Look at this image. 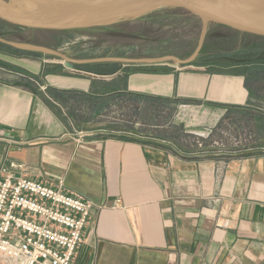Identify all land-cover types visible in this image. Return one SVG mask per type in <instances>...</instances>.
I'll return each mask as SVG.
<instances>
[{
    "label": "crops",
    "instance_id": "crops-1",
    "mask_svg": "<svg viewBox=\"0 0 264 264\" xmlns=\"http://www.w3.org/2000/svg\"><path fill=\"white\" fill-rule=\"evenodd\" d=\"M4 50L0 165H20L14 174L48 185L62 181L93 204L73 264H264V109L253 105L263 97L248 84L258 81L264 65H249L246 78L154 63L128 74L125 87L107 82L100 86L115 90L95 95L96 84L79 77L45 75L51 62L43 56H8ZM40 80L51 90L80 92L94 106L136 100L156 123L144 125L143 117L140 128L84 137L72 129L86 121L57 117L36 95ZM160 100L177 103L171 125L167 119L158 123L168 112L152 107ZM233 116L236 143L209 139L221 128L230 131ZM246 117L257 127L251 130L255 139H246L240 125ZM174 125L195 140L175 139Z\"/></svg>",
    "mask_w": 264,
    "mask_h": 264
},
{
    "label": "rangeland",
    "instance_id": "rangeland-1",
    "mask_svg": "<svg viewBox=\"0 0 264 264\" xmlns=\"http://www.w3.org/2000/svg\"><path fill=\"white\" fill-rule=\"evenodd\" d=\"M0 1L6 5L12 2V0ZM202 33L203 25L200 22L189 20V17L182 12L164 9L150 12L135 20H123L114 25L95 27L67 34L18 29L0 22V40L16 45L42 47L59 54L48 55L7 45L9 48L6 49L8 56H10L9 54L31 58H41L43 56L51 62L45 70V75L79 77L82 80L91 82V84H96V88L92 89L95 95L115 90L112 89L114 87H106L104 89V87L100 86L107 82L109 84L117 81L119 89L125 87L127 75L146 69L144 61L148 60H158L157 63L166 66L193 65L196 68L231 71L243 74L246 78L250 77L249 65L253 57L243 55V53L253 44H260V48H262L264 43L256 38H247L227 28L208 25L206 35L201 44ZM2 44L4 43L0 42V48H3ZM229 54L234 56L227 57ZM60 55L65 56L67 60ZM8 56L6 58L9 60ZM111 60H119V62H112ZM127 61H141L142 63L134 66L131 63H127ZM90 64L100 66L114 64L115 66L109 70L110 73H114L101 76L86 72L84 71L85 69L81 70L80 66ZM226 64H232L231 66L234 67L226 69L228 68ZM216 65H219V67ZM7 67L13 69L10 63H7ZM116 72L118 74H115ZM257 79L258 81L252 80L248 84L258 90L263 97L258 104L253 105L264 109V85L262 84L264 73L258 74ZM23 81L25 87V77ZM38 83L37 88L34 90L38 93L36 95L42 99L44 98L43 100L48 103V107L52 111H55L57 117L71 118L72 120L77 118L78 120L75 121L78 122L77 124L86 121L85 123L83 122L84 124L80 126V129H77L76 124L75 126L73 125L72 129L75 133H82L84 137L87 135L92 136L96 132L133 127L140 128L144 124L143 117L146 123L144 125L156 123L153 118L148 119L147 113L149 111L144 110L141 103L135 102L136 100L133 104L131 100L120 98L117 102L110 103L111 101H109L108 104L101 106L97 104V106H94L93 101L82 99L79 96L80 92L66 94L64 91L47 88L41 80ZM174 108L175 106L168 108L167 116H163L161 122L159 121L158 123H165L164 119H167L171 125V116L174 114ZM74 115H78V117ZM85 115L86 117H84ZM236 119L233 116L229 121L230 131L226 130V127L221 128L215 131L214 135L209 139L221 146L222 144L236 143L240 135ZM252 122V119L246 117L240 124L242 129L246 130V139L248 140L249 138H256L252 131L257 129V127H254L256 125ZM261 125L264 126V123H261ZM172 128L174 130L173 133H178L176 134L178 137L176 136L175 139L181 142L184 140L189 142V140L192 141L196 138L191 136L189 139V135L178 129L177 125L172 126ZM263 135L264 133L262 132L260 136L262 137ZM199 139L197 138V140ZM241 139L243 140L242 137ZM197 142L200 143H197V146H202V141L199 140Z\"/></svg>",
    "mask_w": 264,
    "mask_h": 264
},
{
    "label": "built area",
    "instance_id": "built-area-1",
    "mask_svg": "<svg viewBox=\"0 0 264 264\" xmlns=\"http://www.w3.org/2000/svg\"><path fill=\"white\" fill-rule=\"evenodd\" d=\"M0 165V264H73L93 204L82 196Z\"/></svg>",
    "mask_w": 264,
    "mask_h": 264
},
{
    "label": "water",
    "instance_id": "water-1",
    "mask_svg": "<svg viewBox=\"0 0 264 264\" xmlns=\"http://www.w3.org/2000/svg\"><path fill=\"white\" fill-rule=\"evenodd\" d=\"M54 6L60 15L55 19H35L12 14L0 1V22L19 28L46 31L71 32L117 24L123 20H135L150 12L174 10L194 18L203 25L202 42L208 25H217L234 32L264 38V0H35ZM25 50L58 54L49 49L16 45ZM59 55V54H58ZM63 59L67 58L60 55ZM119 62V60H111ZM158 60L144 61V65ZM160 62V61H159ZM179 62V61H177ZM140 65L141 61H127Z\"/></svg>",
    "mask_w": 264,
    "mask_h": 264
},
{
    "label": "trees",
    "instance_id": "trees-1",
    "mask_svg": "<svg viewBox=\"0 0 264 264\" xmlns=\"http://www.w3.org/2000/svg\"><path fill=\"white\" fill-rule=\"evenodd\" d=\"M189 17V16H188ZM189 20H194V18H191L189 17ZM197 21V20H196ZM211 26H217V25H213L211 24ZM218 27H221V26H218ZM18 29H25V28H19L17 27ZM224 28V27H222ZM81 31H84V30H81ZM71 32H79V31H71ZM67 33H70V32H62V34H67ZM238 33V32H236ZM240 35H243L247 38H256L258 39L259 41H261L262 43H264V38H259V37H254V36H250V35H246V34H241V33H238ZM261 45L260 44H253L250 48L246 49L243 53V55H247V56H250V57H253L251 58V64L250 65H259L260 67H262L264 65V45L262 48H260ZM3 49H5L4 51L6 52V49H9L8 47L4 46L3 45ZM23 53V52H21ZM24 54V53H23ZM234 55H227V57H233ZM236 56V55H235ZM258 58V59H257ZM228 67L231 66L230 64H226ZM115 65L114 64H105V65H93V64H90V65H84V66H80L81 67V70L85 69L84 71L86 72H89V73H93V74H96V75H109V74H113L114 72L110 73V69L112 67H114ZM262 69L264 70V68L262 67ZM264 73V72H263ZM161 103H158L155 104V105H152V107H155V108H159V107H163V108H171L173 106H175L177 103L176 102H173L171 100H160ZM158 111V110H157ZM75 117H78V115H74ZM78 119L76 118H73V121H77ZM238 127H239V124H238Z\"/></svg>",
    "mask_w": 264,
    "mask_h": 264
},
{
    "label": "bare ground",
    "instance_id": "bare-ground-1",
    "mask_svg": "<svg viewBox=\"0 0 264 264\" xmlns=\"http://www.w3.org/2000/svg\"><path fill=\"white\" fill-rule=\"evenodd\" d=\"M5 8L12 14L35 19H55L60 15L54 6L38 3L35 0H12Z\"/></svg>",
    "mask_w": 264,
    "mask_h": 264
}]
</instances>
